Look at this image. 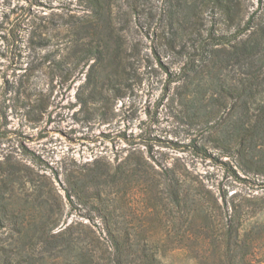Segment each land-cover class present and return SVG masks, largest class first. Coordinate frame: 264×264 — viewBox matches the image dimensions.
<instances>
[{
    "label": "rangeland",
    "instance_id": "1",
    "mask_svg": "<svg viewBox=\"0 0 264 264\" xmlns=\"http://www.w3.org/2000/svg\"><path fill=\"white\" fill-rule=\"evenodd\" d=\"M115 1L113 12H124L119 27L127 39V67L123 77L110 82L101 78V68L92 69L96 60L86 56L91 39L80 30L96 20L86 1L0 0V199L11 193L33 198L30 183L19 180L29 167L45 174L62 196L66 226L83 222L98 230L68 204L64 172L89 167L98 159L118 166L133 153L158 171L187 173L221 204L224 194L264 198V157L256 152L241 162L223 156L210 137L216 121L198 117L190 102L197 84L209 76L192 75L194 85L185 88L182 45L166 49L164 11L178 0H147L134 15L128 0ZM181 1L190 8L187 13L199 0ZM238 1L246 19L264 12V0ZM190 17L184 26H226L210 8L193 11ZM213 92L208 85L203 89L205 103ZM258 101L264 104V92ZM10 173L13 183L6 179ZM143 188L145 184L127 190L126 203L138 208L146 204ZM163 190L158 185L149 195L159 198ZM250 222L261 226L253 260L264 264V210ZM6 232L0 227V242ZM158 259L160 264H200L184 248L160 251Z\"/></svg>",
    "mask_w": 264,
    "mask_h": 264
},
{
    "label": "trees",
    "instance_id": "2",
    "mask_svg": "<svg viewBox=\"0 0 264 264\" xmlns=\"http://www.w3.org/2000/svg\"><path fill=\"white\" fill-rule=\"evenodd\" d=\"M84 1L96 19L80 30L91 39L86 56L96 60L92 69L101 68V78L113 82L127 67V39L119 27L124 12H113L115 0ZM146 1L128 0L130 15L139 14ZM191 8L195 14L212 9L226 26H184L193 11L186 13L190 8L181 0L170 1L164 11L166 49L176 50L180 44L179 54L186 59L181 67L183 86L194 85L192 75L209 76L197 84L190 102L198 117L216 121L210 137L223 156L241 162L256 152L264 157V104L258 101L264 92V12L246 19L238 0H199ZM207 85L214 92L205 103L202 91ZM135 156L118 166L98 159L78 171L65 170L68 204L98 230L83 222L66 226L65 203L53 182L26 167L19 180L22 185L30 183L33 198L11 193L0 199V227L7 231L0 242V264H160V251L183 248L193 252L200 264H256L261 226L250 221L264 210V198L224 194L221 204L187 173L173 168L158 171ZM12 176L6 178L9 183ZM144 184L146 204L138 208L126 203L127 190ZM158 185L164 186L163 195H149Z\"/></svg>",
    "mask_w": 264,
    "mask_h": 264
}]
</instances>
